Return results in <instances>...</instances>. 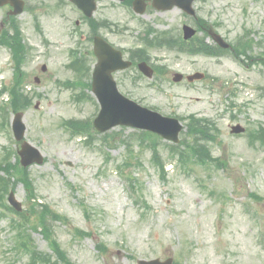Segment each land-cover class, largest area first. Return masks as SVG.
<instances>
[{
    "label": "rangeland",
    "instance_id": "1",
    "mask_svg": "<svg viewBox=\"0 0 264 264\" xmlns=\"http://www.w3.org/2000/svg\"><path fill=\"white\" fill-rule=\"evenodd\" d=\"M33 1L40 5L37 12L44 29L42 15L48 0ZM110 3L101 2L96 16L125 27L124 33H114L110 39L127 54L140 45L144 24L178 34L186 20L178 9L160 13L148 8L143 16H138L131 9ZM194 7L228 42H233L244 29H252V55L263 49L257 45L264 39V0H199ZM20 22L24 38L33 48L25 65L26 91L32 96V104L24 112L25 139L44 155L41 164H31L27 171L37 201L69 219L67 225L55 222L53 230L73 264H137L140 259L168 257L180 264H264V147L250 146L246 136L252 127L264 125L261 65L251 63L244 67L228 54L220 58L194 57L163 48L149 50L155 63L167 65L160 80L145 79L134 87L129 76L136 73L135 69L116 75L119 90L143 106L156 107L169 116L196 114L212 119L220 132L219 142L210 144V150L213 157H222L226 162L225 168L196 166L193 172H186L169 158L167 142L160 141L159 151L166 168L163 178L151 160V152L135 146V151H140L141 166L134 167V175L142 182L148 204V208H141L134 205L114 169L125 155L122 139L128 140L133 130L112 129L118 133L113 147H105L99 138L88 147L83 140L70 137L61 128V121L89 118L95 106L91 102H75L72 91L57 84L72 77L60 68L64 53L56 49V57L47 61L43 42L32 30L30 17L23 13ZM10 63L9 51L0 47V89L11 82ZM44 63L50 70L46 74L39 68ZM176 71L184 75L202 71L208 78L193 84H175L170 78ZM35 76L40 79L38 84L33 81ZM36 102L38 109L33 107ZM11 117L12 113L7 130L0 129V157L4 148L17 147L10 132ZM235 123L245 127V134H230L229 128ZM107 156L109 161L105 163ZM14 193L26 209L23 185L17 184ZM250 193L260 196L261 201L252 199ZM73 227L90 231L92 236L75 238ZM12 238L8 220L0 217V264H11L15 259L10 249ZM32 238L38 250L52 253L40 232H34ZM100 240L106 245L105 254L96 247ZM26 261L20 257L14 264Z\"/></svg>",
    "mask_w": 264,
    "mask_h": 264
},
{
    "label": "trees",
    "instance_id": "2",
    "mask_svg": "<svg viewBox=\"0 0 264 264\" xmlns=\"http://www.w3.org/2000/svg\"><path fill=\"white\" fill-rule=\"evenodd\" d=\"M16 32H18L16 30ZM237 46L240 48L238 51L236 48ZM205 47H207L204 43L198 42L194 48L195 52H207ZM14 48V46H13ZM246 49H251V43L249 40H240L237 44H234L233 50L235 54L239 53H245ZM18 82V80H17ZM10 92V107L12 111L22 110L25 108L29 101L28 96L24 95L18 86V83L9 90ZM83 125H80L77 122L73 123V128L76 132L82 131ZM209 132V125L208 121L203 119H194L191 118V120L187 124V130L185 132V136L183 138V141L181 142V145L183 148L180 147L176 148V151L179 155L180 161L186 165L192 161V159H196L197 162L200 164H205V159L208 161H216L213 159L209 151L206 149V147L199 144V141L205 139L207 137V133ZM141 139H147L150 143V146L153 149V156L155 160H158V154H157V145L155 142V138L150 135L149 133L141 132ZM253 139H256L258 141H261L262 144H264V130L257 132L252 136ZM161 170L163 168L160 166ZM8 172V171H7ZM21 176L18 178L24 185L27 191L31 190V183L27 178V175L24 171H20ZM131 187L134 188L135 182H131ZM11 185L9 179H2L0 178V198H2L3 192H5L8 187ZM138 187V186H137ZM10 188H12L10 186ZM140 190V188H138ZM36 206V207H35ZM20 219L23 222L29 221V217L34 216L36 221L42 227L44 236L49 240V244L54 250V252L57 255V259L60 261H65V255L64 253L59 249L58 244L52 240L51 238V228L49 227V222L51 220H64L63 217L60 215H57L53 212H51L47 206L45 205H32L27 213L20 214ZM51 219V220H50ZM16 228L19 229V240L17 242V246L21 248L24 252L28 253L30 256V262L28 264H52L50 257L48 255L42 254L37 252L34 249L33 243L31 241V238L29 234L27 233L25 227L23 225H19ZM81 235H83V232H80Z\"/></svg>",
    "mask_w": 264,
    "mask_h": 264
},
{
    "label": "water",
    "instance_id": "3",
    "mask_svg": "<svg viewBox=\"0 0 264 264\" xmlns=\"http://www.w3.org/2000/svg\"><path fill=\"white\" fill-rule=\"evenodd\" d=\"M192 0H185V6L184 9L188 12H191L190 4ZM3 1L0 0V4H2ZM19 6L17 7V4H14L16 6V10L14 13H19L21 11V1H18ZM181 5V3H180ZM166 6V5H163ZM170 6V5H169ZM166 8V7H163ZM139 12L142 11V9H137ZM193 34V32L189 28H185V38L190 37ZM216 41L224 48L228 47V44H226L222 39H220L218 36H214ZM99 57L102 62L108 63V70L109 72L114 71L119 68H125L128 64L123 63L121 61L120 53H116L111 51V53H105L106 57L103 58L101 49L98 48ZM143 66V68H142ZM145 64L140 65V68L142 71H145L146 68L144 67ZM146 74L150 75L149 72ZM181 75L176 74L174 77L175 81H178L181 79ZM201 74H195L193 76H189L188 80H193L196 78H201ZM109 81V91L108 94L105 97H101V110L94 121L95 127L99 130H106L116 124H125L134 126L137 128H143L147 129L153 132H156L163 136L166 139H170L173 141H177V134L181 129V125L176 119H170L167 117H163L159 115L156 112H152L146 108H142L135 103L123 98L116 90L114 82L111 80L110 77H108ZM22 114L18 113L15 115L13 120V129L15 132L16 138L19 140L24 135L25 126L21 121ZM243 129L240 126L233 127V132H241ZM20 155L22 157V163L23 165H27L32 162H42V156L39 153V151L32 147L31 145L25 143L22 151L20 152ZM12 196V194H11ZM10 196V202L14 204ZM18 208V205L16 206ZM19 209V208H18ZM140 264H171V260H167L163 263H160L157 260L154 261H148V262H140Z\"/></svg>",
    "mask_w": 264,
    "mask_h": 264
},
{
    "label": "flooded vegetation",
    "instance_id": "4",
    "mask_svg": "<svg viewBox=\"0 0 264 264\" xmlns=\"http://www.w3.org/2000/svg\"><path fill=\"white\" fill-rule=\"evenodd\" d=\"M148 4L151 3L148 2ZM44 11L43 17L47 22L45 36L49 40L48 47L43 50L44 57L53 59L56 57L55 50H62L63 47L67 50L68 58L67 65L63 66V70L71 74L76 73L81 77H91L98 62L94 54V39L96 36H100L116 47L110 39V35L114 31L113 24L104 19H97L95 16L84 17L70 0H48L46 6L44 5ZM77 58H80L78 59L80 60L78 70L69 67V64ZM133 60L136 61L137 58L135 57Z\"/></svg>",
    "mask_w": 264,
    "mask_h": 264
}]
</instances>
